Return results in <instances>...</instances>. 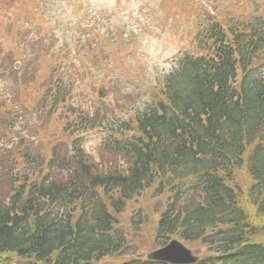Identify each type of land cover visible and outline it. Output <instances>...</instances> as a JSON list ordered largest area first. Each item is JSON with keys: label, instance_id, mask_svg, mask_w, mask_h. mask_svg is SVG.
Returning <instances> with one entry per match:
<instances>
[{"label": "trees", "instance_id": "trees-1", "mask_svg": "<svg viewBox=\"0 0 264 264\" xmlns=\"http://www.w3.org/2000/svg\"><path fill=\"white\" fill-rule=\"evenodd\" d=\"M225 18L197 32L196 50L164 76L160 99L104 127L105 169L77 136L71 153L60 152L62 142L48 158L28 149L11 157L1 142L0 264H93L123 253L116 216L151 186L168 194L156 247L176 237L206 248L194 264H264V15ZM49 85L38 96L41 116L63 119L68 138L96 126L101 111L91 116L59 97L71 80L56 76ZM241 170L250 182L242 187L234 183ZM139 257L118 264H164Z\"/></svg>", "mask_w": 264, "mask_h": 264}, {"label": "rangeland", "instance_id": "rangeland-1", "mask_svg": "<svg viewBox=\"0 0 264 264\" xmlns=\"http://www.w3.org/2000/svg\"><path fill=\"white\" fill-rule=\"evenodd\" d=\"M261 9L264 0H0V153L5 141L11 157L28 149L48 158L53 145L69 142L61 130L63 119L38 112V96L50 94L54 70L70 69L65 75L74 88L58 92L67 103L89 108L91 116L101 111L114 123L132 121L138 110L162 97L164 76L182 53L196 50L198 30L217 19L226 21L225 16L251 20L264 15ZM94 64L98 68L89 73ZM101 136L96 130L85 133L84 147L91 161L105 169L107 160L95 151ZM67 147L58 146L68 155ZM246 178L241 170L234 183L245 186ZM167 196L155 194L151 186L128 201L115 225L126 251L93 264H118L137 255L144 259L155 249ZM257 223L262 225L257 233L264 232V220ZM187 247L195 254L207 252L200 243ZM5 259L0 257V263Z\"/></svg>", "mask_w": 264, "mask_h": 264}, {"label": "water", "instance_id": "water-1", "mask_svg": "<svg viewBox=\"0 0 264 264\" xmlns=\"http://www.w3.org/2000/svg\"><path fill=\"white\" fill-rule=\"evenodd\" d=\"M147 258L168 264H191L198 259L190 249L176 239H172L166 245L154 249L147 255Z\"/></svg>", "mask_w": 264, "mask_h": 264}]
</instances>
